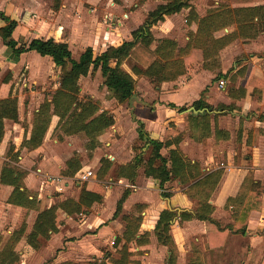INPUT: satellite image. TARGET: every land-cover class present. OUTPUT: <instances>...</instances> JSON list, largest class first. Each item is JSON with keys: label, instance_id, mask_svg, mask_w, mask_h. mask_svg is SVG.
Masks as SVG:
<instances>
[{"label": "trees", "instance_id": "16d2710c", "mask_svg": "<svg viewBox=\"0 0 264 264\" xmlns=\"http://www.w3.org/2000/svg\"><path fill=\"white\" fill-rule=\"evenodd\" d=\"M50 8L53 11L59 10L62 0H49ZM187 10L185 21L190 25L196 23V30L189 34V39L183 46L168 37H156L152 27L159 21L164 20L167 15L179 13ZM0 38L7 46L14 59L27 51H35L40 56H49L53 64L59 70L58 87L53 92L50 102L42 103L36 112V119L32 123L29 134L23 137L20 147L34 149L38 147L48 129L49 114L55 112L59 120L67 118L70 123H76V128L82 130L87 139L88 149L96 145V136L106 127L114 123L111 115L102 111L95 115L98 107L91 100H80L77 98L79 90V79L86 76L90 71L98 70L102 77V82L106 88L117 98L119 102L126 101L134 93L135 79L132 74L122 68L123 62H128L133 73L141 74L149 79L154 87H159L164 81L175 80L178 76L187 71V66L196 62H201L203 68L214 70L220 67L219 51L236 38L253 39L264 33V3L231 6L225 3H218L206 9L204 15H199L192 0H161L154 8L147 10L142 22L131 31V38L125 39L118 44H109L98 54L93 53L90 45L86 46L77 57H73L68 43L64 40H57L53 37H33L29 40L19 37L15 39L12 31L17 25V20L0 11ZM234 25V29L215 36V32ZM244 58H237L235 66L226 73H217L214 79L228 77L229 84L226 87L228 95L235 99L244 96L246 88L239 84L237 80L244 76L246 63ZM1 69V67H0ZM10 73H7L3 82H8ZM251 94L258 99L264 89V81L259 76H252L249 80ZM204 90L200 97L193 101L192 105L197 113H183V127L187 129L189 135L197 140L211 134L210 117L213 110L230 111L234 109V104H218L213 107L204 100ZM75 103V105H73ZM174 106L173 103L169 104ZM187 106H179V111H184ZM217 113L212 116H216ZM259 118L264 119V114ZM18 120V105L16 97L11 91L7 96L0 97V142L4 136V120ZM216 136L225 138L226 132L220 130L215 125ZM137 144L132 145L134 154L126 163H121L115 167L116 176L124 177L133 182L137 168L142 166L144 174L158 180V187L161 196L168 197L169 193L164 190V183L171 177L177 178L188 190L198 189L197 207L194 213L182 211L181 217L184 219L195 217L204 221L206 227V249L203 253V260L194 256L188 264H243V260L249 249V242L244 239L235 254H228L226 235L230 231L234 234L245 233L247 219L251 211H259L262 207V199L259 195L260 184L255 181L249 171L242 180L240 189L235 196L227 198L223 208H229L239 199H243L240 211L236 219L234 229L221 227L212 216L214 207L209 202V198L219 181L222 169H215L208 173H202L198 162H191L184 156L179 147L181 131L170 122L169 128L164 131L161 140L151 138L145 130L144 125L139 122L136 129ZM162 147L167 148V156L160 153ZM14 148L10 145L9 149ZM138 150V151H137ZM149 152L146 159L142 157V152ZM137 151V152H136ZM17 151H15L14 155ZM101 173H106L112 166V162L105 157L100 158ZM169 162V166L167 165ZM81 167L80 160L70 157L65 161V168L61 174L63 176H73ZM26 175L23 169L12 165L9 162H2L0 169V183L12 186V190L6 201L8 203L34 208L37 202L34 195L25 185L22 179ZM165 191V192H164ZM104 184L94 180L90 188L83 186L77 199L67 197L54 205L46 207L37 212L35 220L29 232L25 233V223L8 236L3 246L0 248V264H15L19 261L20 251L16 244L21 239L29 244L33 249L40 246L42 240L49 239L51 233L57 231L56 210L59 208L65 214H73L80 211L82 206H91L93 203L102 201L105 195ZM197 192V191H196ZM187 193V192H186ZM129 194L126 188L116 202L113 218L121 211L122 204ZM188 194V193H187ZM189 195V194H188ZM190 196V195H189ZM175 213L164 208L160 211L154 226L155 234L163 240L169 250L168 263L173 264L176 254V245L170 235L171 219ZM124 218H128L124 216ZM141 217H135L134 225L128 226L124 235L132 234L126 239L136 238ZM146 234V233H145ZM120 241L116 237L114 245ZM118 258L108 259L112 264H128V250L125 243L119 249ZM65 264H106L102 257L100 261L79 260L77 262L66 261ZM260 264H264V255Z\"/></svg>", "mask_w": 264, "mask_h": 264}, {"label": "rangeland", "instance_id": "374dc122", "mask_svg": "<svg viewBox=\"0 0 264 264\" xmlns=\"http://www.w3.org/2000/svg\"><path fill=\"white\" fill-rule=\"evenodd\" d=\"M195 1L198 5L196 8L203 13L205 9L217 5L218 2L231 6H242L257 4L264 0ZM158 2H161V0H62L59 10L53 11L50 8L49 0H23V3L30 8L29 22L23 21L21 25L24 26L16 28L13 35L15 34V37H18L19 33L22 34L24 31L25 39L33 36H51L55 39H63L68 43L73 57H77L88 45L92 47L94 54H98L109 44H118L125 39H130L131 31L141 23L147 10L154 8ZM186 14L188 12L186 13L185 10H182L179 16L171 17L167 24H170L171 29L180 32L185 31L186 28L183 23L188 24L184 19L187 16ZM182 28L185 29L181 30ZM28 29L30 31L29 34L26 32ZM153 30L155 34L160 31L157 28ZM174 30L170 32L172 35H174ZM183 33L189 35L190 29ZM3 46L5 45L3 44ZM258 46L261 45L259 44ZM258 46H256V49ZM3 50V52L0 51L2 55H0V60L2 58L4 61H2L3 64L0 69V81H3L7 73H10L11 76L6 83L7 89L4 91L0 90V95L8 94L10 89L12 96L16 97L18 120L16 122L10 119L5 120L0 155L3 157V161L23 169L26 172L22 179L23 184L35 187V190H31V192L36 195V198L39 190L43 193V197L36 202L34 208L22 206L19 208L7 207L6 204L0 203V248L12 231L18 229L23 222L25 223V233L29 232L38 211L54 205L67 197L77 199L83 186L87 187L89 182L98 180L104 184L107 192L105 194L106 199L104 198L101 202L93 203L88 207L82 206L80 211L73 214H65L59 208L56 210L57 229L60 222H63L59 218L60 213L64 217H71V220H78L90 211L101 212L103 217L108 218L114 212L116 201L121 193L126 188L129 189L130 194L116 216L120 231L115 232L117 235L114 236L107 234L108 239L105 244L99 247L100 252H96L99 256L87 254L81 260L100 261L104 257L106 264H112L108 259L118 258L120 256L119 249L125 243L128 250V264H169L168 247L155 234V223L152 225L151 221L157 216L156 212L165 203L169 202L171 197L161 196V190L156 185L142 186L137 192L133 191V185H112L118 178L114 170L115 167L120 164V160L127 159L126 149H130L132 151L130 154L133 155L132 145L138 143L136 137L130 139L128 136L129 133L133 134L139 125L133 111L134 99H132V103L128 102L129 99L119 102L103 84L100 72L98 70L90 71L78 81L77 98L83 101H93L98 107L95 115L105 111L114 119L112 125L106 127L96 136L94 148H87L88 138L82 130L76 128V123H70L66 117L59 120L55 112L49 114L48 129L41 144L34 149L19 148L23 137L30 132L39 106L44 102H50L53 92L58 87L59 70L49 56H40L34 51H28L14 59L7 46ZM122 68L131 73L135 79L134 94L140 93V89L144 86L154 87L146 76L133 73L128 62H123ZM224 79L226 88L229 84V78L225 77ZM179 93L180 96H184L185 91H179ZM10 145L14 148L9 149ZM224 145L225 149L240 150L239 146L236 145L235 147V144L231 142L224 143ZM186 146L189 147V145ZM17 149L18 152L14 155ZM162 151L165 152L166 148H163ZM115 154L118 156L113 157ZM141 154L146 159L149 152L145 150ZM73 155L80 160L81 167L73 176H60V179H70L69 185L63 188V185H56V179L64 170L65 161L73 157ZM101 157H105L112 162V166L106 173H101ZM221 162L226 163L227 159L220 157L216 159L215 165L220 167L217 169L224 168ZM60 167L63 168L59 172L58 169ZM81 168L92 169L95 172V177L88 181H80L77 173ZM77 182L78 185L76 184ZM170 186L177 185H166V189ZM111 187L115 188L113 192H111ZM184 192L190 195L189 197L193 200L192 204L187 208H170L175 213L170 224V235L176 245L173 264H177V259H180L182 263L184 259L186 264H188L191 258L197 255L201 261L203 260L204 237L199 224L197 222H187V220L197 218L184 219L181 217V212L184 210L194 213L198 204V189L195 187L193 190L185 188ZM5 193L6 189L0 186V201L2 202H4ZM167 193L171 194L172 192L168 191ZM157 203L158 208L156 209ZM165 205L167 207V204ZM147 209L149 211L152 209L153 211L145 217L144 214ZM161 210L158 211V216ZM154 212L155 214H153ZM127 215L128 218L125 219L124 216ZM138 216L141 217L138 228L140 234L138 235L137 232L136 238L127 240L126 237H130L132 232L128 233L130 236L124 235L126 224L128 223L130 227L133 226L135 217ZM117 236H119L120 241L117 245H114ZM51 239V235L49 239H43L37 249H33L23 239L18 241L16 248L20 251V257L15 264H37L38 258L40 259L42 256L46 260L39 261L38 264L48 263L49 260L57 256L58 252V249H54V247H47ZM243 240L244 238L238 235H231L227 240L228 254L226 256L235 254ZM76 258L80 259V257H74L71 262L75 261Z\"/></svg>", "mask_w": 264, "mask_h": 264}, {"label": "crops", "instance_id": "0c3cea01", "mask_svg": "<svg viewBox=\"0 0 264 264\" xmlns=\"http://www.w3.org/2000/svg\"><path fill=\"white\" fill-rule=\"evenodd\" d=\"M192 3L195 7H198L196 1L194 2V0H192ZM260 3H264V1ZM29 9V6L23 3V0H0V11H3L6 15L17 20V25L12 31V36L15 39H18L19 37L24 38V31L22 34L19 33L18 37H15L13 32L19 26H24L21 25L23 21L27 23L29 22L31 13ZM185 11L187 13V10ZM196 11L199 15H204L206 9L203 13H201L197 8ZM179 13L167 15L164 20L159 21L156 25H154L152 27L154 35L156 37L171 38L178 44V46L186 44V41L189 39V35L184 34L183 32H186V30L189 29L190 33L194 32L196 30V23H191L190 25L183 23L186 30L181 32L171 29L172 27H170V24H167V21L171 17L179 16ZM2 24L3 21L0 19V25ZM154 28L160 30L158 34H155L153 30ZM185 28H182L181 30H184ZM234 28V25L226 27L215 32V36L231 31ZM171 30H174V35L170 33ZM26 32L29 34V29ZM33 37L26 39L29 40ZM179 41L181 42L179 43ZM259 44L261 46H258ZM256 46H258L257 49ZM3 49H5V46H3L0 38V51L3 52ZM25 53L26 52H23L21 54ZM219 56V68L214 70L206 69L202 67L201 62H196L186 65L187 71L183 75L178 76L175 80L164 81L159 87H150L149 85H147L148 87H142L140 89V93H135L134 102L132 100L134 106L133 111L137 122H141L144 125L145 130L151 138L161 140L164 131L169 128L170 122H173L181 131V139L179 142L180 149L182 150L184 156L190 159L191 162H198L202 173H208L212 170L220 168L215 165V160L219 159V157L227 159V164L221 162L223 163L224 168H222L221 177L209 198V202L214 207L211 216L218 221L222 228L230 227V229H234L243 199H239L234 205L229 206V208H223V206L228 197L235 196L238 193L242 180L247 172L250 171L252 173L254 180L258 181L260 184V190L258 193L262 199V207L259 211L250 212L246 223L245 233H236L235 235H238L249 242V249L243 260V264H260L264 255V119L259 118V115L264 114V89L262 90L261 97L258 99L255 95L251 94L249 80L252 76H259L264 81V33H261L253 39L236 38L219 51ZM237 58L245 59V74L243 77L239 78L237 82L246 88V93L244 96H239L233 99L226 91L225 79H220L224 81V87L219 88L217 87L218 80L214 79V77L217 73H226L234 67ZM2 61L3 59L1 58L0 67L3 64ZM6 83L7 82L0 81V90L4 91L7 89ZM203 90L204 100L213 107H216L218 104H234L235 108L224 112H221L220 110H213L210 117L211 134L201 140H197L189 135L187 129H184L183 113H193L189 110V108H191V106L193 107V101L200 97V93ZM179 91H185L184 96H180ZM6 95L7 93L0 95V97H5ZM170 103H173L174 106H170ZM182 105L187 106V108L184 111H179L178 107ZM195 113H197V111ZM215 113H217V115L215 117L212 116ZM215 125L220 130L226 132L225 138L215 135ZM128 136L130 139L137 137V131L133 134L129 133ZM227 142L234 143L235 147L236 145L239 146L240 150L225 149L223 146H225L224 143ZM1 145L2 141L0 142V147ZM186 145H189V147ZM163 148L165 147L160 149V153L167 156V148L165 152L162 151ZM126 151L127 152L125 154H127V159L123 161L120 160V164L126 163L132 157L130 154L132 151L130 149H126ZM115 156L118 155L115 154L113 157ZM2 162L3 157L0 155V169ZM167 165L169 166V162H167ZM62 168L60 167L58 169L59 172ZM82 169L84 168H81V170ZM58 176L59 177L56 179V185H63V188L66 185H69V178L60 179V176H63L62 174ZM93 181L87 184V188L92 186ZM76 184L78 185V182ZM112 185H133V191L136 192L139 188L141 189L142 186L147 187L149 185H156L159 189L158 180L145 176L144 168L142 166L137 168V175L133 182L128 181L124 177H120L117 178L116 182ZM166 185H177L178 187L170 186L166 189ZM185 185L187 184H182L179 179L174 177H171L168 181H166L164 183V189L165 191H170V193H172L168 196L171 197L169 202L165 203L167 204V207L164 204L162 208L175 209L178 207H189L193 200L186 192H184L186 187ZM0 186L6 189L4 202L0 201V203L6 204L7 207L19 208L20 206L6 201L12 190V186L2 183H0ZM25 187H27L30 191L35 190V187H31L26 184ZM111 189V192L115 190L113 187H111ZM105 194H107V192H105ZM37 196V201H40L43 197V193L39 190ZM157 208L158 203L156 205V209ZM152 211V209L150 211L147 209L148 213L145 211V217L152 213ZM158 211L156 212L157 216L155 219L151 221L152 225H154L158 219ZM113 213L108 217V219L107 217H103L101 212L90 211L78 220H71V217H64L61 213H58L59 218L62 219L63 222H60L57 231L51 234L52 239L48 243L50 246L47 245V247H54V249H58L57 256L49 260L48 263L43 264H65L66 261H71L74 257H80V259L76 258V260L73 261L77 262L87 254H96V256H99L96 252H100L99 247L105 244L108 239L107 234L109 233L114 236L117 235L115 232L120 231L119 222L116 217L113 218ZM153 214H155V212ZM187 222H197L199 224L201 233L204 237L202 249L205 250L207 237L204 221L191 219L187 220ZM139 234L140 233L138 232V235ZM231 235H234V233L229 231L226 235L227 240ZM68 257L70 258L68 259ZM43 260H46L43 256L40 259L38 258L37 264L39 261ZM252 260L253 262L251 263ZM177 264H186V261L183 259L182 263L180 259H177Z\"/></svg>", "mask_w": 264, "mask_h": 264}, {"label": "built area", "instance_id": "2783aa9c", "mask_svg": "<svg viewBox=\"0 0 264 264\" xmlns=\"http://www.w3.org/2000/svg\"><path fill=\"white\" fill-rule=\"evenodd\" d=\"M217 87L223 88L224 81L218 80ZM77 176L80 179V181H88L89 179L95 177V172L92 169H82L77 173Z\"/></svg>", "mask_w": 264, "mask_h": 264}, {"label": "water", "instance_id": "95a60500", "mask_svg": "<svg viewBox=\"0 0 264 264\" xmlns=\"http://www.w3.org/2000/svg\"><path fill=\"white\" fill-rule=\"evenodd\" d=\"M132 99H135V94L134 93L129 97V101L128 102L132 103ZM189 110H191L193 113L196 112L192 106H191V108H189Z\"/></svg>", "mask_w": 264, "mask_h": 264}]
</instances>
